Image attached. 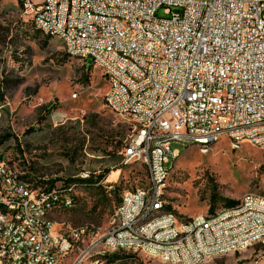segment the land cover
I'll return each mask as SVG.
<instances>
[{"label": "built area", "instance_id": "1", "mask_svg": "<svg viewBox=\"0 0 264 264\" xmlns=\"http://www.w3.org/2000/svg\"><path fill=\"white\" fill-rule=\"evenodd\" d=\"M23 14H33L35 25L64 34L65 50H78L84 61L103 62L115 90L104 101L115 102L116 113L128 119L131 135L122 153L124 163L135 162L151 174L149 196L122 197L113 227L106 237H91L93 227L55 230L49 216L68 203L59 195L72 192L60 185L39 196L23 194V186L10 180L0 185V203L17 208L29 220L30 230L11 226L0 213V240L11 244L12 255L2 264H50L62 260L73 245L93 239L130 245L138 242L156 256L196 264L217 250L232 249L264 234V204L243 197L240 209L217 221L203 215L187 226V238L174 243L170 232L174 213L166 220L142 226L146 212L165 207L163 175L179 155L174 143L192 144L208 153V141L247 138L264 143V0H21ZM63 4L73 5L74 19L64 24ZM35 8H49L48 16H35ZM160 13L163 15L160 16ZM122 20L134 24L126 37ZM98 27H107L105 45H98ZM134 122L142 134L133 135ZM239 146H235L237 148ZM0 175L8 170L0 167ZM83 179L88 175H83ZM17 193V200L2 203V195ZM151 199V206H144ZM166 209V207H165ZM41 231V242H33ZM18 249H29L27 259H16ZM91 249V245L87 247Z\"/></svg>", "mask_w": 264, "mask_h": 264}, {"label": "rangeland", "instance_id": "2", "mask_svg": "<svg viewBox=\"0 0 264 264\" xmlns=\"http://www.w3.org/2000/svg\"><path fill=\"white\" fill-rule=\"evenodd\" d=\"M88 62L37 31L21 0H0V160L36 191L74 187L75 205L49 216L62 236L86 226L105 236L124 194L149 187L146 167L124 163L131 124L106 106L109 79ZM172 149L179 155L167 165L163 201L177 225L214 216L245 195L264 199V152L255 145L232 150L223 138L208 153L192 144ZM93 241L73 245L60 264H168L135 251L87 249ZM203 264H264V244Z\"/></svg>", "mask_w": 264, "mask_h": 264}, {"label": "bare ground", "instance_id": "3", "mask_svg": "<svg viewBox=\"0 0 264 264\" xmlns=\"http://www.w3.org/2000/svg\"><path fill=\"white\" fill-rule=\"evenodd\" d=\"M32 17L33 21V14H26ZM49 15V8H35V16H48ZM63 19L64 24H71L74 19V11L73 5L71 4H63ZM34 27L37 31L41 32L42 34L60 39L63 44L65 45V38L64 34H53L50 32L48 28H42L35 25V21H33ZM122 29L124 30L126 37H133L134 34V24L130 22V20H122ZM108 36V28L107 27H98L97 32V40L98 45H105L106 38ZM72 58L80 59V53L78 50H68L66 52ZM95 65L103 70L106 74V66L103 62H95ZM109 79V89L106 95H111L113 90H115V80ZM106 106L111 110V112L122 116V113H116L115 110V102H107ZM142 134V123L141 122H134L133 126V135H141ZM223 138L219 140H209L208 141V152L212 148V146L218 142H220ZM230 140V138H228ZM243 141H247V138H239L235 139V145L232 144V140H230V145L232 150H239ZM235 146H239L235 148ZM255 146L258 147L261 151L264 152V143L263 142H256ZM198 147V146H197ZM202 153H205L204 150H201ZM177 158V157H176ZM0 167H3L4 170H8V175H0V185L3 184V188H10V180L14 183H20L23 186V194L30 195V196H39L40 191H36L32 188V186L28 183L26 179L15 170L11 168L8 162L0 160ZM169 174L163 175V183L166 182ZM10 178V180H9ZM149 181H151V174H149ZM149 190H152V182H149V187L146 190L139 191V196H149ZM132 196V193H125L123 197ZM253 197L255 201H262L264 204V199L254 197V196H247ZM17 200V193L16 192H9L5 195H2V203H10ZM59 202L68 203V206L65 208L72 206L71 197L68 195H59ZM243 203V199L240 203L234 207L225 209L214 216H203L204 220L207 221H217L218 218H221L224 214L231 213L233 211L240 209V204ZM144 206H151V199H144ZM170 212V211H169ZM0 213L2 216L11 218V226L16 228H20V230H30V222L24 218L18 217V209L17 208H4V204L0 203ZM168 218V211L165 207H155L151 209L149 212H146L144 218H142V226H150L157 223L159 220H166ZM192 222H196L195 219H191L188 221H183L179 225L176 224V216L173 217L172 222H170V232H175L174 236V243H182L183 238H187V226H190ZM108 233L103 236L106 237ZM94 239H102V237H97L95 234H91ZM33 242H41V231H33ZM255 244H264V234H257L256 241L255 240H247L239 245L232 246V249L226 250H217L212 252L210 257L226 255L228 253L234 252H243L248 248L252 247ZM103 246L107 251H135L140 252L150 257H155L160 259L161 261L168 263V264H187L186 261H178L177 259H170L164 258L163 256H156V252L154 250L149 249L146 246H140L138 242H130V245L127 244H118L113 243L111 241H93L91 243V249L94 246ZM4 255H12V248L10 243H6L4 240H0V264H2ZM29 257V249H18L16 252V259H27ZM208 258L201 259V261H197L196 264H203L204 261ZM64 259V258H62ZM62 261V260H61ZM60 260H53L50 264H60Z\"/></svg>", "mask_w": 264, "mask_h": 264}, {"label": "trees", "instance_id": "4", "mask_svg": "<svg viewBox=\"0 0 264 264\" xmlns=\"http://www.w3.org/2000/svg\"><path fill=\"white\" fill-rule=\"evenodd\" d=\"M90 65H89V67L90 66H92L93 65V63L91 62V61H89L88 62ZM24 178V177H23ZM25 179V178H24ZM80 182H86V183H91L92 182V180H82V181H80ZM73 188V191L72 192H64V195H69L70 197H71V200H72V206H70V207H67V208H65V209H70V208H72L74 205H75V203H76V201H75V194H74V187H72ZM167 210V209H166ZM168 211V210H167ZM91 234H95L96 235V232L94 231V230H91Z\"/></svg>", "mask_w": 264, "mask_h": 264}, {"label": "crops", "instance_id": "5", "mask_svg": "<svg viewBox=\"0 0 264 264\" xmlns=\"http://www.w3.org/2000/svg\"><path fill=\"white\" fill-rule=\"evenodd\" d=\"M42 1H43V0H42ZM42 1H41V2H42ZM34 2H35V3H38L39 1H38V0H35ZM41 2H40V3H41ZM255 245H258V244H255ZM255 245H253L252 247H254ZM250 248H251V247H250Z\"/></svg>", "mask_w": 264, "mask_h": 264}]
</instances>
